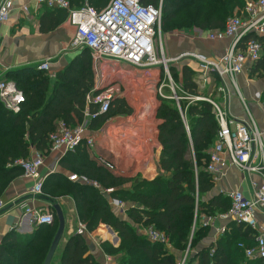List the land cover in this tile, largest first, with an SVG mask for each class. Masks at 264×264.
I'll list each match as a JSON object with an SVG mask.
<instances>
[{
	"label": "trees",
	"instance_id": "1",
	"mask_svg": "<svg viewBox=\"0 0 264 264\" xmlns=\"http://www.w3.org/2000/svg\"><path fill=\"white\" fill-rule=\"evenodd\" d=\"M85 1L101 10L110 0H68L73 9H79ZM141 3L158 7L159 0H141ZM243 4V0H162L161 19L163 24L177 20V26L185 29L220 30L231 12L239 10ZM44 9L40 30L47 33L64 22L66 12ZM168 69L173 82L181 86L176 95L182 99L179 106L173 100L160 99L156 110V119L161 120L157 128L161 146L157 177L150 182L115 177L96 167L83 147L77 148L69 159L75 166L74 174L81 173L100 185L103 192L111 190V198L119 197L123 203L133 205L127 210V220L115 216L106 196L90 185L59 182V193H69L88 233L96 230V234L103 235L104 226H108L117 234L120 244L113 249L115 264H179L184 256L183 264H262L247 260L238 247L239 244L251 246L255 234L242 225L230 223L228 232L215 244H202L201 247L208 229L199 221L195 222L196 217L214 216L230 207V201L222 195L203 200L210 196L214 186L205 168L219 126L209 102L186 99L199 96L193 81L198 74L197 68L181 63L180 66L169 65ZM260 71L264 73V55L251 67L252 73ZM213 77L218 84L220 80ZM5 79L22 92L24 102L17 114L0 103V189L22 173L19 168L9 167L14 161L27 160L31 149L41 152L49 148L47 138L55 130L56 120L69 122L70 114L82 116L85 96L92 85L89 51L80 49L78 58L56 74L52 87L48 77L36 67L12 71ZM189 152L193 153L194 163ZM154 168L153 161L148 171ZM53 215V224L38 226L30 239L14 234L8 236L0 246V263L43 264L58 226L56 215ZM139 226L163 233L174 253L164 244L137 234ZM101 246L109 254L107 243ZM59 264H95L87 254L84 235L68 238Z\"/></svg>",
	"mask_w": 264,
	"mask_h": 264
},
{
	"label": "built area",
	"instance_id": "2",
	"mask_svg": "<svg viewBox=\"0 0 264 264\" xmlns=\"http://www.w3.org/2000/svg\"><path fill=\"white\" fill-rule=\"evenodd\" d=\"M33 1L35 7L65 11L67 23L74 31L69 47L73 50L87 49L89 51L93 86L85 96V109L82 111V118L87 122L96 121L108 115L115 104V99L123 95L119 85L132 88L133 82L143 85L145 93L153 85L158 98L163 97V88L168 87L171 92L170 99L179 106V100L182 97L176 95L168 63H176L183 59H192L197 63L199 73L193 80L197 90H203L209 83L210 76L215 75L220 81L227 79L241 98L236 78L251 69L264 55V0H245L240 16L228 20L223 29L199 30L200 35L210 42L230 41L223 55L213 60L207 59L202 54L189 52L170 60L163 58L161 43L155 45L157 35L160 36L161 0L158 7L145 6L141 0H110L101 10L89 6L86 2L79 9H73L68 0ZM21 7L22 12L26 13L28 6ZM13 9L14 0H0V40L2 28L8 23ZM175 34H180V32H175ZM249 35L250 38L247 39ZM157 53L161 54L164 65L159 75L161 82L158 79L159 76L156 75L158 74L156 66L161 63L157 58ZM123 64H126L127 68H124ZM37 69L48 72V61L40 63ZM219 92H224V89L220 87ZM256 98H259L258 95ZM186 99L207 101L213 107L219 130L217 140L209 151L205 168L212 181L217 183L220 178L224 177L228 168H234L243 174H257L261 179L259 184L252 183L253 193L250 198L244 197L239 191L220 190V194L230 201V207L226 212L221 213L218 219L229 224L242 225L245 229L255 232L251 246L245 247L239 244L238 247L243 250L247 260L260 261L264 264V226L259 225L256 217L257 214L264 216L262 134L248 112L247 121L237 122L229 119L225 111L205 97L195 96ZM23 102L24 95L15 84L0 79V103L3 107L17 114ZM150 107L149 104L142 106L147 120L151 119L152 113L155 114L156 108L153 109V106L151 110ZM47 144L51 152L64 156L80 147L93 151L95 140L89 134L85 123L69 126L60 122L48 135ZM43 161V153L33 150L27 160L18 159L9 166L19 168L23 177L32 181L30 194L33 197L40 196L43 191V179L40 174ZM97 162L108 172L115 170L102 157ZM69 180L71 182L79 180L100 190V185L87 178L79 179L76 175H72ZM112 205L118 209L125 208L124 203L116 199L112 200ZM4 207L5 205L0 202V210ZM22 209L30 225L46 226L54 222V215L51 211L29 210L24 204ZM209 222L210 219H206L202 225L207 226ZM137 230L140 235L151 242L166 244L167 237L163 233L142 226H139ZM224 230L226 229H222L221 232ZM75 234L80 236L86 234V227L83 223L78 225ZM103 260L104 264H114L110 256H104Z\"/></svg>",
	"mask_w": 264,
	"mask_h": 264
},
{
	"label": "crops",
	"instance_id": "3",
	"mask_svg": "<svg viewBox=\"0 0 264 264\" xmlns=\"http://www.w3.org/2000/svg\"><path fill=\"white\" fill-rule=\"evenodd\" d=\"M33 2V0H14V9L10 15L9 21L1 31L0 79L8 82V80L5 79L8 73L28 67L37 68L40 63L48 61L49 71L44 72V74L49 79V86L52 87L55 82L56 74L64 70L72 61L78 58L80 49L73 50L69 47L74 31L67 23V15L64 22L59 24L54 30L47 33L41 32V18L46 9H44V7H35ZM21 6H28L26 13L22 12ZM200 34L201 32H199V30L193 29L189 34L170 35V38H168L169 58H176L183 53L189 52L202 54L207 59L213 60L221 57L229 46V40L210 42L205 40ZM181 63H187L198 70L197 63L192 59H183L174 63V65L180 66ZM90 65L92 67L91 58ZM213 76L214 75L210 76L209 83L205 86L204 91L196 89L198 95L216 103L226 112L229 119H233L237 122L247 121L248 112L261 132L262 143H264V73L261 71L252 73L251 69H249L236 78L241 98H239L227 79H223V81L216 84ZM172 85L175 91H180L181 86L178 84V87H176L173 80ZM92 86L93 73L91 88ZM220 87L224 89V92H219ZM132 88L134 87L132 86ZM122 89L123 95L121 98L124 100L125 97H129L127 91L131 92V88L122 85ZM167 89L169 90L168 87L163 88L162 98L156 96L158 104L155 107L153 119L155 125L151 126L150 129H148V127L146 131L142 130V118L139 117V119H136V116L133 117V115L129 118L128 112L126 111L121 112L122 114L116 117L108 114L91 122H87L82 116L77 117L74 114H70L69 122L59 119L55 121V124L57 125L60 122H64L66 125L76 126L85 123L88 127L89 134H91L95 140L94 150L87 151L88 154L86 151L85 152L89 160L96 167L103 168L108 172V170L97 162L100 157H102L104 161L114 167L115 170L109 173L115 177L129 179L139 178L140 180L150 182L160 173L158 160L161 146L157 139V128L161 124V120L156 119V110L159 106L160 99L171 100V92L170 90L166 92L168 91ZM136 91H139L141 95H143V85H139ZM256 95H258L259 98H256ZM123 114H125V116ZM151 121L152 120H150V122ZM135 140L137 143H135ZM142 140H151V146L148 148L149 150L145 149V144ZM152 142L155 146L152 145ZM83 148L86 149L85 147ZM33 150L35 149L30 150L29 157ZM75 151L64 156L51 152L50 149L41 151L44 161L40 169V174L43 179V191L40 196H31L30 189L33 183L24 178L22 173L10 179L6 187L0 189V202L5 205L3 210H0V246L11 234L30 239L35 228L38 227L33 224L30 225L29 219L24 217V210L22 209L23 204L26 205L29 210L40 209L43 211H51L54 214L53 205H58L65 222L63 235L54 253V255L56 254L54 264H59L66 241L70 236L75 235L76 229L81 223L77 206L71 196L59 197V182H62V185L69 182L85 184L79 180L73 182L69 180L70 176L76 175L72 172L75 166L69 163V159L72 154H75ZM143 154L146 155V159L142 158ZM139 155L142 157H138ZM67 158L68 160L65 162ZM153 161L155 163V168L149 172L148 168ZM260 182L261 179L257 174H243L239 173L234 168H228L227 171H225L224 177L220 178L217 183H214L210 196L207 195L203 200L208 201V199L211 200L212 197L222 195L219 192L220 190L224 192L239 191L244 197L250 198L253 193L252 183L259 184ZM56 189L58 192H55ZM104 192L106 193L104 195L106 196L108 205L115 216L122 220H127V210L133 205L124 203L125 208L118 209L112 205L113 198L109 196L111 190H104ZM220 214L221 212H216L214 216H201L199 220L201 225L204 220L210 219L209 225H202L203 227H207L208 235L201 243V247L203 245L205 246V244H215L222 235L228 232V226L230 224L218 219ZM256 217L259 225L264 226V216L257 214ZM104 227L106 230L105 236H103L104 234H96V230L93 233H88L86 231L84 235L87 244V254L92 257L95 264H104V256H110L103 251L101 246L103 243L115 237L113 238V246L117 247L120 244V240L113 229L108 226ZM222 229L226 230L221 232ZM136 233L139 234L138 230H136ZM164 247L169 252H173L172 247H166V245ZM113 249L117 248L113 247ZM110 257L115 264L114 257ZM52 260L53 257L51 262ZM51 262L50 264H52Z\"/></svg>",
	"mask_w": 264,
	"mask_h": 264
},
{
	"label": "rangeland",
	"instance_id": "4",
	"mask_svg": "<svg viewBox=\"0 0 264 264\" xmlns=\"http://www.w3.org/2000/svg\"><path fill=\"white\" fill-rule=\"evenodd\" d=\"M161 2H162V0H161ZM243 3H244V0H243ZM158 4L160 5V0H159ZM243 6H244V4H243ZM243 6L239 10L234 9L231 12V15L226 18L225 23L228 20L232 19V18L239 17L241 12H242ZM176 21L177 20H173L172 22L163 24L162 19H161L160 36L157 35V39L155 40V45L156 44L159 45L161 43V45L163 47V58L165 60L173 59V58H169L170 56L168 54L169 53V50H168V46H169L168 45V38H170L169 36L172 35V34H175V32H178V33L180 32V34L181 33L189 34V32H192V30H193L192 28H186L185 29V28H181L180 26L178 27L177 24H176ZM157 58H158L159 61H161V63L156 66L157 67V71H158V74L156 73V75L159 76V75H161L160 71L162 70L164 65L162 63L161 54L157 53ZM172 64H174V63L170 62V63H168V66L172 65ZM123 67L127 68V65L123 64ZM90 71H91V76H92V67H91V65H90ZM158 79L161 82L160 76L158 77ZM175 86L178 87L177 84H175ZM119 87H120L121 91L123 92L122 85H119ZM133 87L134 88H131V92L127 91L128 92L127 95L129 97H125L124 100H123V98H120L118 96L115 99V104L112 106L109 115L116 117V116H119L120 114H122L121 112H123V111L125 112L126 111V112H128V117L129 118H131L132 115H133V117L136 116V119L137 118L139 119V117H141L142 118V125H143V129L142 130L146 131V129L148 127H149L148 129H150L151 126L155 125V122H153L154 114L152 113L151 114V119L147 120L145 118V115H144L143 111H142V106H144V104H147V105L149 104V106L151 105L150 109L152 110L153 106H154L153 107V109H154L157 106V104H158L157 97H156L153 85H152V88L150 90H148L146 93H145V90H144V94L143 95H141V93L139 91H136L137 87H139V85H137V82H135V83L133 82ZM203 91H204V89H203ZM123 115L125 116V114H123ZM150 120H152V121L150 122ZM142 141L145 144V149L149 150L148 148H149V146H151V140H142ZM135 143H137L136 140H135ZM152 145L155 146V144L153 142H152ZM85 151L87 152L89 150L85 149ZM87 154H88V152H87ZM138 157H142V156L139 155ZM189 157H190L191 161L194 163V157H193V153L192 152H189ZM142 158L146 159V155L143 154ZM203 164L204 163L201 164L202 167H203ZM101 169H103V168H101ZM76 176L79 179L85 178V176L83 177L81 173H77ZM100 191L103 192L102 188H100ZM61 193H64V192H61ZM61 196H69L70 197L69 193H66L64 195H61L59 193V197H61ZM115 199L117 200V199H119V197L113 198L112 200H115ZM199 218H200V216L196 217L195 222H196V220L198 222L200 220ZM105 232H106V230L104 229V233H103L104 235L103 236H105ZM113 238H115V237H112L109 241L107 240V242H106L107 245L109 246V247L108 246L106 247L107 248L106 251L109 254H111L110 256H112V254H114L113 253V247L114 248H118L119 247V245L117 247L113 246V243H114ZM165 245H166V247H168V246L172 247L169 244L168 238H166V244ZM105 254H107V253L105 252ZM109 254H107V255H109ZM55 259H56V254L53 256V260L51 262L52 264H54ZM183 261H184V259L182 260V262ZM179 264H181V263H179Z\"/></svg>",
	"mask_w": 264,
	"mask_h": 264
},
{
	"label": "water",
	"instance_id": "5",
	"mask_svg": "<svg viewBox=\"0 0 264 264\" xmlns=\"http://www.w3.org/2000/svg\"><path fill=\"white\" fill-rule=\"evenodd\" d=\"M53 210L55 211V214H56V218H57V221H58V226H57V230H56V233L52 239V242H51V245H50V248L48 250V253L45 257V260L43 262V264H50L51 262V259L59 245V242L61 240V237L63 235V231H64V227H65V222H64V218H63V215L61 213V210L59 208L58 205H53Z\"/></svg>",
	"mask_w": 264,
	"mask_h": 264
}]
</instances>
